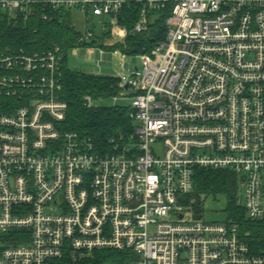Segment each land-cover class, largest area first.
Returning a JSON list of instances; mask_svg holds the SVG:
<instances>
[{
	"label": "built area",
	"instance_id": "2783aa9c",
	"mask_svg": "<svg viewBox=\"0 0 264 264\" xmlns=\"http://www.w3.org/2000/svg\"><path fill=\"white\" fill-rule=\"evenodd\" d=\"M132 5L131 33L167 11L166 33L139 71L118 76L114 104L132 97L134 126L109 151L58 127L60 46H0V264L104 249L131 250L135 264H264L237 223L186 219L180 203L195 169L229 170L246 216L264 222V0H0V14L79 12L82 41L96 27L123 39Z\"/></svg>",
	"mask_w": 264,
	"mask_h": 264
},
{
	"label": "trees",
	"instance_id": "16d2710c",
	"mask_svg": "<svg viewBox=\"0 0 264 264\" xmlns=\"http://www.w3.org/2000/svg\"><path fill=\"white\" fill-rule=\"evenodd\" d=\"M40 12L41 10L37 11L26 21H15L0 14V46L25 51L60 46L66 54L61 65V95L67 103V109L65 119L58 127L62 131H73L81 137L89 138L96 147L109 151L110 140L120 144L133 131L134 124L129 118V105L87 106L84 103V96L90 95L92 99L115 96L120 89V78L70 68L67 63V52L71 48L85 44L86 41L81 40L82 33L72 24L71 13L47 11L50 16L43 20ZM166 17L167 11L155 12L146 29L134 34L131 31L139 19L138 10L135 5L124 7L120 13L119 24L128 31L125 40L121 44L106 47L112 50L118 48L127 55L149 53L165 38ZM107 31L101 30L98 33L99 37L107 35ZM2 110L3 107L0 106V112ZM239 191V178L232 171L197 168L193 174V189L180 203L187 207L195 218H201L200 196L224 194L227 199L226 220L239 225L243 239L253 252H261L264 250V222L252 221L246 216ZM136 261L137 257L131 250L104 249L94 251L90 256H77L67 252L57 264H135Z\"/></svg>",
	"mask_w": 264,
	"mask_h": 264
},
{
	"label": "rangeland",
	"instance_id": "374dc122",
	"mask_svg": "<svg viewBox=\"0 0 264 264\" xmlns=\"http://www.w3.org/2000/svg\"><path fill=\"white\" fill-rule=\"evenodd\" d=\"M72 24L80 30L82 33L85 29V20L82 14L79 12H72L70 14ZM96 19H90L88 26L91 27ZM101 28L96 27L94 29L95 34H98ZM104 34V37L99 34L94 38H88L85 44L75 48H71L67 52L68 66L77 71H92V73L100 75L118 76L122 72L124 76H129L134 71H139L141 68L139 55H125L126 59L121 58L123 53L120 49H114L118 51V54L114 55L111 48L106 46L112 44H121L125 38L122 39L119 35H112V32L108 30ZM101 35V34H100ZM102 45L104 47H102ZM113 50V51H114ZM132 102V97H120L116 102L117 105L128 106ZM114 97H105L93 99V106H111L114 105ZM240 182V179H239ZM241 195V190L239 191ZM202 203V217L209 222L225 221L228 218L226 207L227 199L222 193L219 194H202L200 196ZM192 212L189 211L186 215V219H191Z\"/></svg>",
	"mask_w": 264,
	"mask_h": 264
},
{
	"label": "crops",
	"instance_id": "0c3cea01",
	"mask_svg": "<svg viewBox=\"0 0 264 264\" xmlns=\"http://www.w3.org/2000/svg\"><path fill=\"white\" fill-rule=\"evenodd\" d=\"M123 40H124V39H123ZM120 42H122V41H120ZM112 45H113V44H112ZM109 46H111V45H109ZM109 46H108V47H109ZM112 53H113L114 55H116V54H118V51H116V50L113 51V50H112ZM125 55H127V54H124V53L121 54V58H123L124 60L126 59ZM83 72H84V71H83ZM86 73L95 74V73H92V71H88V72H86ZM120 73H122V72H120ZM118 76H119V75H118ZM118 76H117V77H118Z\"/></svg>",
	"mask_w": 264,
	"mask_h": 264
},
{
	"label": "water",
	"instance_id": "95a60500",
	"mask_svg": "<svg viewBox=\"0 0 264 264\" xmlns=\"http://www.w3.org/2000/svg\"><path fill=\"white\" fill-rule=\"evenodd\" d=\"M134 34H136V32H134Z\"/></svg>",
	"mask_w": 264,
	"mask_h": 264
}]
</instances>
